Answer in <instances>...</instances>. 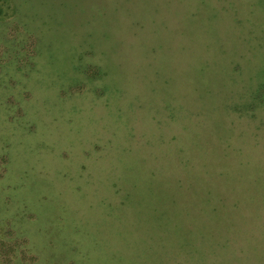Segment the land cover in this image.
<instances>
[{
    "label": "rangeland",
    "instance_id": "1",
    "mask_svg": "<svg viewBox=\"0 0 264 264\" xmlns=\"http://www.w3.org/2000/svg\"><path fill=\"white\" fill-rule=\"evenodd\" d=\"M0 264H264V0H0Z\"/></svg>",
    "mask_w": 264,
    "mask_h": 264
}]
</instances>
